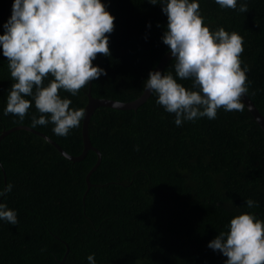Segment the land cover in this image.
Returning <instances> with one entry per match:
<instances>
[{"label": "trees", "instance_id": "trees-1", "mask_svg": "<svg viewBox=\"0 0 264 264\" xmlns=\"http://www.w3.org/2000/svg\"><path fill=\"white\" fill-rule=\"evenodd\" d=\"M191 2V0H190ZM205 26L223 27L243 38L242 68H247V95L264 115V0H237L236 9L215 0H195ZM249 11L241 13V3ZM115 17L109 34L110 55L98 54L93 66L106 71L91 82L96 98L132 101L144 91L149 73L170 51L162 37L167 15L147 0H102ZM14 0H0V35L12 16ZM170 60L163 73L181 81ZM53 79L48 77L47 86ZM14 81L0 46V134L18 125L31 126L40 113L32 101L24 120L4 115ZM89 84L75 96L63 89L71 109H84ZM35 90V89H34ZM152 93L136 110L99 107L89 123L92 144L71 161L45 138L19 129L0 140V196L18 223L0 219V264H226L227 257L209 248L230 221L252 214L264 221V131L245 104L243 111L218 109L207 117L175 124V114L156 103ZM54 125L37 126L66 152H83L82 120L58 136ZM33 128V127H32ZM258 206L248 208L246 200Z\"/></svg>", "mask_w": 264, "mask_h": 264}, {"label": "clouds", "instance_id": "clouds-1", "mask_svg": "<svg viewBox=\"0 0 264 264\" xmlns=\"http://www.w3.org/2000/svg\"><path fill=\"white\" fill-rule=\"evenodd\" d=\"M160 4L167 15V29L162 37L175 58L172 65L181 81L191 80L186 88L171 72L149 73L146 92L157 95L156 103L175 114V124L207 117L215 119L217 111H243L241 97L248 91L247 68L240 59L243 38L223 27L212 32L205 26L195 0H147ZM221 8L236 9L237 0H215ZM241 13L249 11L241 3ZM115 17L102 0H14L12 16L0 35L3 56L7 58L12 83L4 115L24 120L32 101L40 113L32 117L33 128L52 123L53 132L66 137L79 127L84 109H71V100L61 98L63 89L75 96L106 71L93 66L98 54L110 55L109 34ZM52 77L45 86L46 78ZM35 89V90H34ZM12 185L0 190L11 192ZM248 208L258 206L246 200ZM0 219L18 223L17 213L0 203ZM227 231H221L208 247L227 257L226 264H264V221L252 214L231 219ZM96 264L94 254L88 256Z\"/></svg>", "mask_w": 264, "mask_h": 264}, {"label": "water", "instance_id": "water-1", "mask_svg": "<svg viewBox=\"0 0 264 264\" xmlns=\"http://www.w3.org/2000/svg\"><path fill=\"white\" fill-rule=\"evenodd\" d=\"M172 59H175V58L171 55V52L170 51L166 52L162 56V58L160 59V61L158 62L157 66L155 67L154 70L163 73L167 63ZM151 94H152L151 92H146L144 90L143 93L141 94V96H139L137 99L132 100V101H127V102L117 101V100L107 99V98H96V97L92 96L91 82H90L89 83V89L87 92L88 102L84 108L85 117H84V119H82L83 152L78 156H74V155L69 154L58 143H56L54 140H52L50 137H48L47 135H45L44 133H42L38 130H36L30 126H26V125H18V126L10 128L8 130H3L0 134V140L4 136L8 135L9 133H11L13 131L23 129V130H28V131H31V132L37 134V135L42 136L47 141H49L61 153L62 156L68 158L71 161H80L85 157V155L87 154V152L89 150L94 151L98 157H97L96 164L93 166V168L86 175L87 191H88L90 189V187L93 186V184L90 181V176L97 169L99 164L101 163V152L97 147H95L92 144V141H91L90 136H89V123H90V119H91L92 115L94 114L95 110L99 107H110V108L121 109V110H123V109L136 110L141 104H143L144 102L147 101V99L151 96ZM241 101L245 104L247 109L252 114L254 120L260 125V127L264 131V115L259 111L257 106L254 104V102L250 99V97L247 94H245L241 97ZM65 258H66V256H64L63 260H61L59 262V264H64Z\"/></svg>", "mask_w": 264, "mask_h": 264}]
</instances>
